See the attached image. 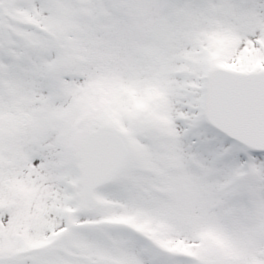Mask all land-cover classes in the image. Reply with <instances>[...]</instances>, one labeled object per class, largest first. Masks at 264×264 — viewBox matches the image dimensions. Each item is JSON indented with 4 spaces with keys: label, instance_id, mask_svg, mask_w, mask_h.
Returning <instances> with one entry per match:
<instances>
[{
    "label": "snow or ice",
    "instance_id": "obj_1",
    "mask_svg": "<svg viewBox=\"0 0 264 264\" xmlns=\"http://www.w3.org/2000/svg\"><path fill=\"white\" fill-rule=\"evenodd\" d=\"M0 264H264V0H0Z\"/></svg>",
    "mask_w": 264,
    "mask_h": 264
}]
</instances>
